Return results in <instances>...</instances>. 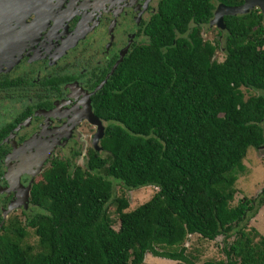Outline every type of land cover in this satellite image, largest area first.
I'll return each mask as SVG.
<instances>
[{
  "label": "trees",
  "instance_id": "obj_1",
  "mask_svg": "<svg viewBox=\"0 0 264 264\" xmlns=\"http://www.w3.org/2000/svg\"><path fill=\"white\" fill-rule=\"evenodd\" d=\"M212 8L211 0L162 1L149 41L130 50L94 101L106 123L103 153L90 148L83 166L60 158L45 168L31 190L40 208L27 220L32 231L2 228L0 264H142L146 253L195 264L185 246L193 234L233 237L227 262L201 264H264V235L247 224L264 193L232 205L247 149L264 146V95L245 99L241 89L264 91V32L260 15H226V54L217 61L219 43L200 29ZM114 182L157 191L126 211Z\"/></svg>",
  "mask_w": 264,
  "mask_h": 264
},
{
  "label": "flooded vegetation",
  "instance_id": "obj_2",
  "mask_svg": "<svg viewBox=\"0 0 264 264\" xmlns=\"http://www.w3.org/2000/svg\"><path fill=\"white\" fill-rule=\"evenodd\" d=\"M162 1L0 0V232L13 222L32 231L27 220L40 208L31 190L53 160L103 153L106 123L94 101L130 50L149 41ZM226 1L211 0L200 26L204 35L215 28L219 45L228 35L226 15L213 21L219 6L244 3ZM249 1L245 14L260 15L264 32V0Z\"/></svg>",
  "mask_w": 264,
  "mask_h": 264
},
{
  "label": "rangeland",
  "instance_id": "obj_3",
  "mask_svg": "<svg viewBox=\"0 0 264 264\" xmlns=\"http://www.w3.org/2000/svg\"><path fill=\"white\" fill-rule=\"evenodd\" d=\"M206 35L202 32V37L206 40H218L219 33L215 28L210 30H205ZM225 44L222 43L214 54V58L217 61H222L225 58ZM244 93V98L249 96L258 95L264 91H255L250 88H241ZM89 119V118H88ZM90 121V120H89ZM93 124V123H91ZM94 125V124H93ZM94 131L90 132L92 136ZM91 142V137L88 138L86 143L89 147ZM86 160L85 155H78L75 158L76 164L79 166L84 165ZM244 168L236 172L237 180L235 182V188L237 190L232 205L236 204L239 199L242 197H248L250 199L257 198L259 195L264 193V146L253 147L250 146L243 158ZM114 195L115 196H125L129 205L126 208V211L132 210L138 205L150 199V197L157 191L156 187L153 186H144L137 189L129 190L123 185L114 182ZM108 214L111 221V226L115 230L119 228V215L115 210V205L110 204L108 208ZM249 228H256L261 235H264V203L258 209L254 217L249 219L247 223ZM31 232V231H30ZM30 233L26 238V241L30 244H35L37 238ZM233 237L229 240H224L222 236L216 237L214 240H207L200 237L197 234L190 235L185 240L186 246V255L193 261L195 264H201L204 261H223L227 262V258L224 252V248L227 243L231 242ZM258 240V239H257ZM178 261L170 260L166 258L156 257L150 253H146L142 264H177Z\"/></svg>",
  "mask_w": 264,
  "mask_h": 264
},
{
  "label": "water",
  "instance_id": "obj_4",
  "mask_svg": "<svg viewBox=\"0 0 264 264\" xmlns=\"http://www.w3.org/2000/svg\"><path fill=\"white\" fill-rule=\"evenodd\" d=\"M251 2L249 0H244V3L240 6L236 7H228V6H219L218 11L216 12L213 21L215 22H221L222 16L223 15H238V14H245L251 7ZM113 72V69L110 73ZM105 82V81H104ZM90 122L93 123L94 125L98 126V131L101 130L102 125L101 122L98 118L93 117L89 118Z\"/></svg>",
  "mask_w": 264,
  "mask_h": 264
}]
</instances>
